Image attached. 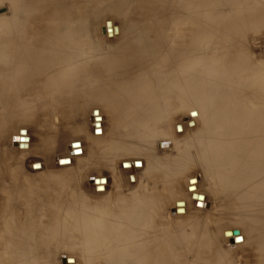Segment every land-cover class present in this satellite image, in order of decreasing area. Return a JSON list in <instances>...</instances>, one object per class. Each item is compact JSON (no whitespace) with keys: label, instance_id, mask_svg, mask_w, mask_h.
I'll use <instances>...</instances> for the list:
<instances>
[{"label":"bare ground","instance_id":"bare-ground-1","mask_svg":"<svg viewBox=\"0 0 264 264\" xmlns=\"http://www.w3.org/2000/svg\"><path fill=\"white\" fill-rule=\"evenodd\" d=\"M5 1L10 3H5V8L12 6V0ZM91 1L31 0L21 10L15 9L19 12L13 21L0 24V127L2 123L27 124L37 120L44 124L53 113L63 119L68 111L77 117L82 98L95 105L89 110L91 114L97 110L99 114L94 117L102 119H95L96 123L101 120L93 124L95 130H89L87 125L75 129L77 137L71 144L80 142V146H71L72 152L80 148L84 154L82 137L91 136L89 153L80 157V162L90 158L92 166L103 171L114 166L112 161L119 154H127L121 167L124 163L133 164L124 168L128 173L147 169L145 175L149 180H157L159 172L173 182L185 168L197 165L210 177L226 176L223 188L233 191L238 201L235 216L242 224L250 221L251 227L264 231V74L252 62L256 58L249 41V33L255 29V19L258 20L255 0H211L210 6L225 5L221 19H207L211 10L207 0H180L172 11L178 14V24L158 21L148 26H136L131 17L136 10H146V18H161L166 10L165 0H155L151 7L144 0H100L97 6L104 10L126 14L128 23L122 27L112 19L104 23L106 27L111 22V28L105 31L115 35V44L105 42L100 34L103 31L96 32L87 22L81 27L74 18L76 10H82ZM34 10H44V15L34 16L40 25L36 22L27 27L21 14H32ZM74 91L76 99L65 96ZM175 109H186L190 114L195 111L203 125L197 133L172 146L169 118ZM106 112L112 119L102 131L98 128L105 122L102 115ZM185 119L180 122L184 133L190 130ZM195 127L192 131L198 129ZM22 129L26 128L18 131ZM26 131L25 136L30 138ZM165 141L170 144L165 145ZM144 152L149 154L146 163L140 156L128 159ZM136 161H141L142 167H136ZM35 168L37 181L32 183L26 176L21 186L15 183L16 169L10 171L14 185L7 193V217L0 228L2 264H50L44 262V258L50 257L51 248L45 237L47 232L48 238L73 237L72 246L86 264H177V256L182 258V254L175 255L176 241L166 233H157L151 220L158 192L144 191L147 197L141 192L114 193V197L88 203L82 197L81 187L74 184L80 182L88 166L60 172L68 174L64 176L68 178L67 184L64 178L53 175H45L44 182V169L37 164ZM94 178L101 180L106 176ZM100 185L106 193L104 182ZM146 188L156 191L155 186ZM194 193L200 196L198 200L191 199ZM188 197L177 199L174 205L183 204L175 209L183 208L186 212L197 207V202L207 204L203 192L193 190ZM236 230L241 231L228 229ZM255 231L252 230L250 241L255 247L259 244L256 252L262 254L259 263L264 264V232L255 235ZM169 241L172 243L168 244ZM216 256H207V261L199 264H230L226 262L227 256Z\"/></svg>","mask_w":264,"mask_h":264},{"label":"rangeland","instance_id":"rangeland-1","mask_svg":"<svg viewBox=\"0 0 264 264\" xmlns=\"http://www.w3.org/2000/svg\"><path fill=\"white\" fill-rule=\"evenodd\" d=\"M29 1L31 0H12V6L7 5L10 7L5 8L6 4H10V3L7 1L4 2V0H0V3H2L0 5V8H1L0 9V24L13 21V18L15 17L16 14L18 15V12H19V10H15V9L19 8L21 10L22 5H25ZM92 1L93 2L95 1V2L93 3ZM92 1H91L92 3L85 5L86 9L84 6L82 10H76L77 14L75 13L74 18L76 19L77 23L81 27H83L84 23L87 22L88 25L91 26L92 29L96 30V32L97 31L99 32V30L100 32L103 31L100 34L102 35V37L107 39V40L105 39V42L109 44H115V39H116V37H114L115 35L105 31V28L106 29L111 28V22L110 21L107 22L106 27L104 26V23L107 19L109 20L112 19L117 24V26L122 27L128 21L126 18L125 12L122 11V12H118L117 14V12L114 13V11L112 10H108V9L104 10L105 8H101L99 5L97 6V3L100 0H92ZM144 1L146 2L147 5L149 4V6L151 7L152 6L151 2L153 4V1L155 0H144ZM165 1H166V8H165L166 10L164 9L165 13L162 15L161 18H156V17L146 18V16L143 15L144 11L146 10H136V12L133 14L134 16L131 17L135 25L136 26H142V25L148 26L149 23L150 25H153L154 23L158 21H162V23H166L169 25L175 22L177 23L179 21L178 14H173L172 11L174 10L175 3H178L180 0H165ZM192 2L196 3V0H192ZM209 3H212L211 0H207V7L211 9V10H208L207 19H212L213 17H216V16L221 19L222 13H225L224 11L226 9L225 5L222 6L223 4L222 5L212 4V6H210ZM215 6H220V7H215ZM253 7L255 10V17H257L258 20L255 19V22H254L255 29L254 31H251L252 33L251 32L249 33L250 45L253 46V48L252 46L251 48L253 49L254 51L253 55L256 58L255 60L252 59V62L254 63L255 66L258 67L257 69L261 70V72L264 74V62L263 63L261 62V61H264L263 59L264 57V1L255 0ZM170 8L171 10H169ZM76 11L74 10V12ZM33 12L34 13L32 14H26V13L21 14L23 15L21 18V21H23V23L27 27H31L30 25L36 24V22H37V25H40V23L36 19L37 16L36 17L34 16L36 14H39V16L40 15L42 16V14L44 15V10H34ZM4 13L6 14L8 13L9 16L7 15L8 17H6ZM146 19L148 20L146 21ZM43 22L44 20L43 21L41 20L42 24ZM79 22H81V24ZM117 26L115 27V29L117 28ZM116 34L118 33L116 32ZM255 53H256V56H255ZM65 96L76 99V91H74L73 93H68ZM80 99H81V101L79 102L80 112L77 114V117L76 115L74 116L72 113L68 111L66 116L64 115L65 117H63V119L60 118L58 114L53 113L51 116V119L47 121V123L44 122V124L41 120H37L35 122H30L27 124L9 122V125H7V123H2L3 125H1L0 129H2V131L4 132H3V135H1L2 137L0 138V212H1L0 214H2L0 215V228L2 226L3 220L5 219V217H7L5 216V209L7 207L6 205L8 204L7 201L9 199L7 193L11 189V186L14 185V182L12 178L10 177L11 169H14V168L16 169L15 177L16 176L17 177H16L15 183L18 186H21L22 184L24 185V183L26 182L25 181L26 176L27 178L29 177L31 179L29 180L32 183L37 181L36 175L34 174L35 173L34 169H36L35 168L36 164L42 169H44V182H46L45 175H53L54 177H58L61 179L64 178V180L66 181V184H67L68 178L64 176H67L68 174L66 173L64 175V174H61L60 172L68 171V170L77 171L78 167L88 166V170H86L82 178L80 177V180H79L80 182L74 183L75 185H78L79 187H81L80 191L83 192L82 197L85 198L88 203H91L90 201H93V202L97 201L98 199H106L107 196L114 197L116 196L115 195L116 193L117 195L120 193L127 195V193L130 194L131 192H136L139 194L140 192L144 193V191H147L148 193H152V194H157V192L159 193V196L156 197L158 199L157 204L156 205L154 204V208L156 211L151 212V220L157 226V229L159 230L158 231L156 229L157 233L161 235L163 234L165 235L166 233L167 235H169L170 238L173 239V241H176L175 246H177L176 247L177 249L175 248L176 250L175 252L178 254L175 253V255L176 256L180 254L183 255L182 258L180 257L181 255L177 256L179 258L178 263L180 264H183L185 262L189 264L190 262L194 264H199L202 262L204 263L205 261H207L206 259L207 256L214 258V257H217L216 255L218 253L221 255L227 256L226 262L230 264H258L259 263L260 256L262 255L261 253L258 252L257 254L256 252L259 250L256 248V247H259V244L257 243L256 244L257 246L255 247L254 242L252 243V241H250L251 240L250 237L252 236V230H256L255 235L257 234L259 235V232H261L262 234V232L264 231H262L263 229L259 231L257 227H251L250 221L245 224H242V220H239L240 218L238 216H235L238 211L237 210L238 203L235 202L237 201V199L234 197V194L232 195L233 191H228L227 188L226 189L223 188L225 187L223 185L225 182V179L227 180L226 176L214 175L215 177L214 176L210 177L202 172L201 167L197 165L196 166L191 165L192 167L189 166L191 168L187 167V169L189 170L185 168L184 170L185 172H183V174H179L176 177L175 179L176 182H173L172 179L170 180V179L165 178L159 172L157 173V176L159 175V177H156L157 180L155 179L149 180L147 177L148 175H145V172L147 170L146 169L147 164H146V167L144 168L146 170H143L140 173L139 172L128 173L127 170H124V168L126 167L130 168V166L133 165L130 163H124L123 169H122L121 167L122 161L124 159H127V156H129L127 154L124 155L122 153H121L122 157H119L121 155L119 154L115 158L116 161H112L114 165L112 168L106 167L102 169L103 171H99L98 169L100 168L92 166V162L90 158H87V160L84 162H80L79 158L83 156L85 157L89 153V148H90L89 138L91 136L83 135L82 138L84 140L81 138L82 143L84 144V154H82L83 151H81L80 148H79L80 150L79 149L78 150L81 153L80 152L76 153V151H78L77 148L76 149L74 148V151L72 152L71 146H72V149L75 146H80L78 145L80 142L71 144V141L77 137L75 136L76 130L78 129L80 130L81 128L83 129L86 128L85 125L89 126L88 127L89 130L91 129L95 130L96 129L95 125L99 124L101 121L100 120L99 123H96L97 121L95 119L100 118V117H96V118L94 117V114H97V116L99 114L97 110H95V113L93 114H91L90 112L91 110H89L92 108L94 104L92 105L91 103H88L82 98ZM56 115L58 117H56ZM102 116L103 118H105L104 119L105 122H103L101 127L99 126V128L98 127L97 128L102 131H105L112 117H110L108 112H106V114L103 113ZM55 119H57V122L59 123H57ZM100 119H102V117ZM184 119L186 120L185 123L186 124L188 123L187 125L190 128V130H188L185 133L183 132V129L180 130V128L182 127L180 122L181 121L183 122ZM190 119H192V121H188ZM201 121H203L202 118L197 116V113L195 111L191 112L190 114L187 112L186 109L184 111L181 109L173 110L169 118L170 133H172L170 134L172 146H175V144L178 143L179 141L181 142L182 140L187 139L190 136H192L194 133H197V130H200L199 128H202L203 122ZM94 123H95L94 125L95 129L93 128ZM177 123H179L180 125L178 124L175 128V125ZM196 124H198V126H196ZM23 127H25L26 129H22L21 131H18L20 128H23ZM192 127L193 128L195 127L198 129H196V131H194L195 129L192 131L193 129ZM6 128L8 129V131ZM26 130H28L30 134V138L25 136L27 134ZM97 131L98 130H96V133H99ZM21 138L25 139V141H22ZM30 140H31V144L29 146L28 143H30ZM18 141H20L19 145L17 144ZM164 143L165 145H169L170 141H165ZM105 150H107V148ZM174 152L177 153V150H175ZM74 154L75 155L77 154L78 156H74ZM148 155L147 153L144 152V153L136 154L134 156H130V158L128 159H132V158L136 159L140 156L143 159V163L144 162L146 163L147 161H149ZM173 155L174 157H176V154H173ZM35 161L37 162L36 164L34 163ZM134 165L136 167H142L141 161L134 162ZM65 167L66 168L69 167V168L65 169ZM104 174L106 176V179L98 180V178H94L96 176L101 177ZM49 177L50 176H48V178ZM138 178L139 180L136 181V179ZM188 178H189V181H188ZM208 178L210 182H211L210 179H212V182L214 184L206 180ZM259 180L260 179L258 178L256 182H258ZM148 181L151 183H147ZM102 182H104L107 188L106 193H105V189L102 188L103 187L102 185L98 186ZM146 184L149 188L155 186L156 191H154L155 189L151 191L146 190L147 189ZM37 186L39 187L40 184H37ZM189 189L191 191H189ZM193 190L194 192L199 191L205 194L207 198V204H205L206 206L202 205L201 202H197L196 204L197 207L192 206L186 212L185 210H183V208L175 209V206L179 207V205L181 206L183 204V202H178L176 205H174L175 201H177V199H186V198L189 199L188 196L189 194L193 193ZM215 190H217L218 192ZM220 190L221 191L223 190V192H220ZM145 193H144V197H147L146 195L147 193L146 194ZM97 195L99 197H96ZM64 197L66 198L68 196L65 194ZM199 197H200L199 195L194 193L191 199L198 200ZM218 200H221V201H218ZM72 201L73 200H71V202L68 201L67 203L70 204L72 203ZM1 208L3 212L1 211ZM73 223L74 222H72V224ZM244 226H245V229H243ZM231 228H237L243 232L238 231V230L228 231V229L231 230ZM224 231L226 232V234L223 235V233H225ZM55 234H52V235L54 236ZM48 235L49 234L47 232L45 237L48 239L49 246H51V248L48 249L49 250L48 253L50 257L46 259L44 258V262L46 261V263L49 262L50 264H55V263H59L63 261V264H86L85 258L83 257L81 258L78 252L74 250L76 247L72 246V244L74 243L72 240L73 237L68 238L64 236L59 237L55 235L56 237L48 238L49 237ZM60 242H62L61 245H60ZM171 243L172 242L169 241L168 244H171ZM54 247H56V249ZM41 252H43V250H40V253ZM37 253L39 252L36 251V254ZM256 257L258 258V260ZM0 264H2L1 261H0Z\"/></svg>","mask_w":264,"mask_h":264},{"label":"water","instance_id":"water-1","mask_svg":"<svg viewBox=\"0 0 264 264\" xmlns=\"http://www.w3.org/2000/svg\"><path fill=\"white\" fill-rule=\"evenodd\" d=\"M22 141H25V139L21 138Z\"/></svg>","mask_w":264,"mask_h":264}]
</instances>
